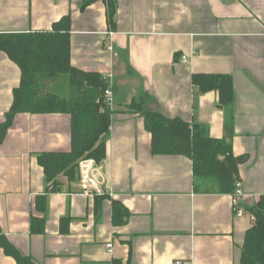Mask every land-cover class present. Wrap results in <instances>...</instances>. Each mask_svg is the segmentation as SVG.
I'll return each mask as SVG.
<instances>
[{
    "label": "crops",
    "instance_id": "1",
    "mask_svg": "<svg viewBox=\"0 0 264 264\" xmlns=\"http://www.w3.org/2000/svg\"><path fill=\"white\" fill-rule=\"evenodd\" d=\"M0 0V34L47 33L71 18L72 66L112 74L115 109L107 156L99 163L106 196L86 198L78 175L46 183L38 159L69 153L68 115L20 114L0 145V237L35 264H240L249 212L237 218L232 195L196 184L191 159L154 155L152 135L133 103L170 120L204 128L223 140L233 117L232 151L243 207L264 198V0ZM112 44L113 51H108ZM187 57L188 63L182 62ZM194 75H227L230 109L219 94H202ZM21 71L0 52V126ZM50 91L68 99L64 79ZM47 200L45 211L42 201ZM125 212L119 223L114 204ZM44 220L32 233V220ZM114 244L109 255L106 246ZM0 264H17L0 245Z\"/></svg>",
    "mask_w": 264,
    "mask_h": 264
},
{
    "label": "trees",
    "instance_id": "2",
    "mask_svg": "<svg viewBox=\"0 0 264 264\" xmlns=\"http://www.w3.org/2000/svg\"><path fill=\"white\" fill-rule=\"evenodd\" d=\"M106 0H84L83 8ZM113 0H108L111 6ZM71 18L65 17L47 33L0 34V52L21 71L20 86L6 121L0 126V145L20 114L68 115L71 117L72 148L69 153H49L39 157L46 183L57 189V179L65 175L74 180L81 160L92 159L98 164L107 156V137L112 114L103 106L107 88L105 77L87 73L72 66ZM67 78L68 99L48 91L46 82ZM193 87L202 94L217 92L222 109H230L234 102V84L227 75H194ZM149 99L133 103L131 112L140 114L146 130L152 135L154 155L183 156L191 159L196 184L209 185V192L233 195L241 183L239 167L248 162L247 156L235 157L232 151L233 117L226 119L223 140L208 136L206 129L180 119L170 120L147 107ZM42 201V202H41ZM42 211L47 200L40 198ZM254 217V225L245 237L240 264H264V198L246 210ZM125 212L114 204V219L119 223ZM44 220H32V233H43ZM0 245L17 264H35L22 256L10 243L0 237Z\"/></svg>",
    "mask_w": 264,
    "mask_h": 264
},
{
    "label": "built area",
    "instance_id": "3",
    "mask_svg": "<svg viewBox=\"0 0 264 264\" xmlns=\"http://www.w3.org/2000/svg\"><path fill=\"white\" fill-rule=\"evenodd\" d=\"M108 51L112 52V44L108 45ZM184 64L188 63L187 57H182ZM108 85L103 94V106L109 113H114L115 107V89L112 82V74L105 77ZM78 178L81 194L86 198H96L106 196L105 183L101 179L99 164L92 159L81 160L78 164ZM245 199L242 192L241 183L236 186V191L232 195V202L237 218H242L246 214V209L243 207ZM253 220L254 217L252 216ZM109 255L114 253V244L109 243L106 246Z\"/></svg>",
    "mask_w": 264,
    "mask_h": 264
},
{
    "label": "rangeland",
    "instance_id": "4",
    "mask_svg": "<svg viewBox=\"0 0 264 264\" xmlns=\"http://www.w3.org/2000/svg\"><path fill=\"white\" fill-rule=\"evenodd\" d=\"M64 79L67 81V78L64 77V76L61 77L59 80H57V81H55V82H53V81H49V80H48V81L46 82V85H47L48 91L51 93V91H50V86H49L51 83H54V84H55V83H57V82H59V81H62V80H64Z\"/></svg>",
    "mask_w": 264,
    "mask_h": 264
}]
</instances>
